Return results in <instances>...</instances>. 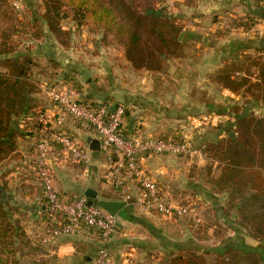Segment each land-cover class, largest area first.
<instances>
[{
	"label": "rangeland",
	"instance_id": "rangeland-1",
	"mask_svg": "<svg viewBox=\"0 0 264 264\" xmlns=\"http://www.w3.org/2000/svg\"><path fill=\"white\" fill-rule=\"evenodd\" d=\"M5 1L0 0V28L5 36L0 41L2 45L0 60L5 57L30 56L35 64L33 81L37 88L36 94L39 95L42 92L40 85H43V78L37 77L42 75L46 80L47 78L54 80L58 74L54 76L46 70L49 65L54 66L51 64L52 59L45 56L44 59L40 58L44 53L42 49H45L46 37L37 38L34 22L39 21L45 36L55 40L44 20V14L45 7L52 8L57 1ZM14 1L20 4V10L14 7ZM60 1L62 5L68 6L67 0ZM100 2L114 6L122 23L131 22V16L143 22L139 31L140 46L144 50H158L157 58L165 61L162 72L152 75L157 87H161H158L159 90L165 91L169 87L176 90L177 85L188 83L185 90L186 101L175 106V112L186 115L185 119L178 131L164 133L162 137L178 135L190 138L195 141L194 144L206 150L209 144L227 138V133L231 132V125L234 124L237 115L253 119L264 126V22L258 19L260 16L257 17L251 12L249 6L246 8L241 6V0L240 2L239 0H101ZM140 4L142 6L138 8ZM148 8L157 10L159 16L147 15ZM61 26L70 29L73 38L72 47L69 49L57 43L60 50L84 53L100 51L106 57L115 60V65L121 69L129 67L135 76H142L148 72V70L134 72L131 63L125 57L124 50L114 41L102 44L103 31L96 30L93 26L78 28L71 17L61 21ZM9 34H12L11 39ZM193 36L194 38L190 39ZM44 54L46 55V52ZM193 66L199 67L200 70H193L191 68ZM181 68L184 69L183 72ZM64 80L79 86L75 80ZM163 84H168V87L164 88ZM229 87L233 90L228 89ZM99 102L114 103L109 99ZM188 131L191 134L184 133ZM153 157H156L157 162L168 171L164 176L165 180L157 181L167 193L169 200L181 205L193 202L201 209L203 222L199 228L193 229L187 219H178L176 223L182 227L188 226L193 231L205 232L208 239L206 245L195 246L194 249L207 250L228 242L236 246L242 243L257 248L264 246L252 235L249 228L241 226L238 212L231 209L228 194L217 185L225 164L220 162L216 155L207 152L206 160L201 163L182 157ZM18 158V152L0 154V191L11 207H20V204L12 200L14 195L5 178L8 170L19 166L16 164ZM214 203L218 204L217 209L213 206ZM228 228L237 231L233 233ZM25 233V237L17 239L14 247L17 252L15 257L10 258L11 264H51L49 259H39L44 247L33 245V238H29L27 232ZM171 257H168V261ZM209 259L212 263L214 257L210 256ZM253 260L257 264H264V260H260L258 255L249 259L243 258L242 264H252ZM168 261L166 259L164 262L168 264Z\"/></svg>",
	"mask_w": 264,
	"mask_h": 264
},
{
	"label": "crops",
	"instance_id": "crops-1",
	"mask_svg": "<svg viewBox=\"0 0 264 264\" xmlns=\"http://www.w3.org/2000/svg\"><path fill=\"white\" fill-rule=\"evenodd\" d=\"M241 2V6L244 8L249 6L252 9L251 12L260 16H257L258 19L264 22V7L261 6L260 0H241ZM192 38L194 36L190 39ZM45 41V49L42 51L46 52V55L43 53L40 58L44 59L45 56L53 60L51 64L54 66L49 65L46 68L49 73L58 74L56 77L75 80L87 102L109 99L115 104L127 107V115L123 121L125 134L142 131L154 137H162L164 133L170 134L181 127L186 115L177 114L175 106L186 101L185 90L188 83H181L180 87L177 85L176 90L171 87L166 88L168 84H163L166 90L161 91L152 74L145 72L142 76H135L127 65L128 68L121 69L115 65V60L106 57L103 52L64 51L58 48L53 38L46 36ZM191 68L195 71L200 70L199 67ZM181 71L183 72L184 69L181 68ZM39 77L43 78V83L46 81V77L39 75L37 78ZM40 87L42 92L35 96V111L51 118L55 111L54 105L44 86L40 85ZM31 124L34 123L30 117L22 120L21 123L16 122V131L20 133V136L17 138V150L12 154L19 153L16 162L19 166L14 168L10 166L12 168L8 170L5 178L14 195L12 200L20 204V207L15 206L18 208L16 218L22 219L25 232L29 238H33L32 244L44 247V252L39 259H49L51 264H94V258L100 249L96 234L86 232L77 236H62L48 246L38 242L40 221L44 211L42 189L38 181L22 165L25 160L36 157L38 136L36 130L31 128ZM183 128L186 129V127ZM66 129L81 146L87 149H89L90 141L95 139L91 130L78 126L70 119L66 122ZM193 142L195 143L194 140ZM49 163L54 175V186L61 194L82 196L88 188H92L105 200L121 201L119 193L104 179L109 161L103 151L92 152L91 164L81 165L74 163L60 147L55 146L49 157ZM143 166L155 180L166 179L164 176L168 171L157 162L156 157H145ZM128 185L132 193L136 194L135 182L130 181ZM198 198L201 200L200 196ZM217 205L213 204L215 209ZM117 216L119 226L109 245L111 255L109 264H167L164 261L166 259L168 261L169 256L195 246L204 247L202 245H206L208 240L202 230L193 231L188 226L182 227L176 224L177 220L168 221L156 214L147 213L133 204H127V207ZM228 229L233 233L237 231ZM35 238L38 240L35 241Z\"/></svg>",
	"mask_w": 264,
	"mask_h": 264
},
{
	"label": "trees",
	"instance_id": "trees-1",
	"mask_svg": "<svg viewBox=\"0 0 264 264\" xmlns=\"http://www.w3.org/2000/svg\"><path fill=\"white\" fill-rule=\"evenodd\" d=\"M56 1L54 7H45L44 20L61 47H72L73 32L61 26V21L71 17L78 28L93 26L103 31L102 44L114 41L119 45L134 72L148 70L152 75L162 72L165 61L157 58L159 51L144 50L140 46L139 31L143 22L137 17L131 16L132 23H122L117 15L118 10L114 6L101 4V0H67L68 6L62 5L60 0ZM146 13L159 16V12L153 8H148ZM34 23L37 38H45L39 21ZM11 37L12 34H9V39ZM4 38L0 28V41ZM34 67L30 56L5 57L0 60V154H12L17 150L20 133L16 131V122L21 123L22 120L36 116ZM228 89L233 90L232 87ZM83 102L88 103L85 98ZM31 125L39 139L41 124ZM231 126L234 130L230 128L227 138L209 144L206 151L216 155L225 164L217 185L228 194L231 209L238 212L241 226L249 228L252 235L264 245V126L238 115ZM17 212L18 208L9 206L0 191V264H11L10 258L15 257L17 252L14 248L17 239L26 235L22 219L16 218ZM257 255L260 260H264V246L257 248L242 243L238 247L228 242L203 251L185 249L172 256L168 264H242L243 258ZM210 256L214 257L212 263ZM252 264L257 262L253 260Z\"/></svg>",
	"mask_w": 264,
	"mask_h": 264
},
{
	"label": "built area",
	"instance_id": "built-area-1",
	"mask_svg": "<svg viewBox=\"0 0 264 264\" xmlns=\"http://www.w3.org/2000/svg\"><path fill=\"white\" fill-rule=\"evenodd\" d=\"M264 7V0H260ZM21 9L17 1L13 2ZM54 105V115L37 112L30 117L34 124H41L40 138L36 143L35 159L25 160L23 167L34 177L44 200V214L40 221L39 242L48 246L62 236L96 234L100 249L94 264H109V245L119 226V218L98 206H89L85 196L63 195L54 186V175L49 157L55 146L60 147L76 164L89 165L92 152L78 143L66 129L68 119L82 128L91 130L109 161L104 175L107 184L116 190L121 201L139 206L147 213L158 214L168 220L187 219L193 229L203 222L201 209L196 203L174 204L144 168L143 160L149 156H174L201 163L207 152L190 138L175 136L154 137L142 131L133 134L123 132L127 107L112 102H83V93L77 84L56 77L43 83ZM135 182L133 194L129 182Z\"/></svg>",
	"mask_w": 264,
	"mask_h": 264
},
{
	"label": "water",
	"instance_id": "water-1",
	"mask_svg": "<svg viewBox=\"0 0 264 264\" xmlns=\"http://www.w3.org/2000/svg\"><path fill=\"white\" fill-rule=\"evenodd\" d=\"M89 149L92 152H101L99 141L96 139H92L90 141ZM85 196L89 199V206H98L112 215H118L122 210L127 207V203L124 201L105 200L101 198L98 192L92 188H88L86 190Z\"/></svg>",
	"mask_w": 264,
	"mask_h": 264
}]
</instances>
